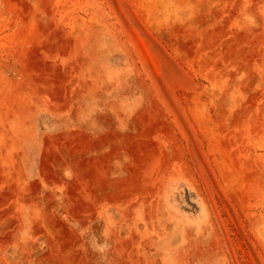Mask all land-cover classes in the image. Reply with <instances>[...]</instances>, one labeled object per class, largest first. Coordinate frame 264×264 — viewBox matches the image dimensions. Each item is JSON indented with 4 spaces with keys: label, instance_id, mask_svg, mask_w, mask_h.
I'll use <instances>...</instances> for the list:
<instances>
[{
    "label": "rangeland",
    "instance_id": "obj_1",
    "mask_svg": "<svg viewBox=\"0 0 264 264\" xmlns=\"http://www.w3.org/2000/svg\"><path fill=\"white\" fill-rule=\"evenodd\" d=\"M0 264H264V0H0Z\"/></svg>",
    "mask_w": 264,
    "mask_h": 264
}]
</instances>
